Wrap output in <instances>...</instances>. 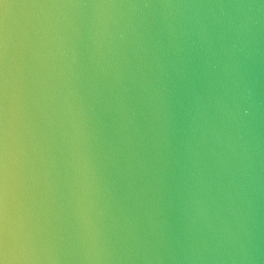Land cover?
Wrapping results in <instances>:
<instances>
[{"label": "clouds", "instance_id": "1", "mask_svg": "<svg viewBox=\"0 0 264 264\" xmlns=\"http://www.w3.org/2000/svg\"><path fill=\"white\" fill-rule=\"evenodd\" d=\"M0 264H264V0H0Z\"/></svg>", "mask_w": 264, "mask_h": 264}]
</instances>
